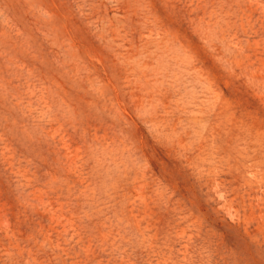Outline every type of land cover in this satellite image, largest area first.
<instances>
[{
	"label": "rangeland",
	"instance_id": "1",
	"mask_svg": "<svg viewBox=\"0 0 264 264\" xmlns=\"http://www.w3.org/2000/svg\"><path fill=\"white\" fill-rule=\"evenodd\" d=\"M0 264H264V0H0Z\"/></svg>",
	"mask_w": 264,
	"mask_h": 264
}]
</instances>
